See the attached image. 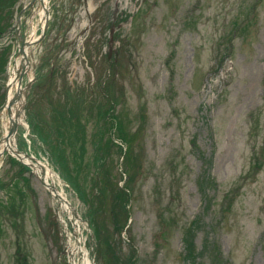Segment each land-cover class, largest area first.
<instances>
[{"label":"rangeland","instance_id":"374dc122","mask_svg":"<svg viewBox=\"0 0 264 264\" xmlns=\"http://www.w3.org/2000/svg\"><path fill=\"white\" fill-rule=\"evenodd\" d=\"M29 1L0 2V140ZM77 1L48 0L13 140L85 222L5 152L0 264H83L78 247L94 264H264V0ZM38 133L65 139L60 157Z\"/></svg>","mask_w":264,"mask_h":264},{"label":"water","instance_id":"95a60500","mask_svg":"<svg viewBox=\"0 0 264 264\" xmlns=\"http://www.w3.org/2000/svg\"><path fill=\"white\" fill-rule=\"evenodd\" d=\"M34 1H35V0H34ZM40 2H41V6L44 7L43 0H40ZM21 12H23V10H22ZM45 14H46V16H48V15H47V14H48V11H47V10H45ZM17 24H18L17 35H18L19 39H20L21 42H22L21 46L19 47V53H21V55H22V57H21V61H22V62L25 61V63L23 62L22 66H21V70H20V71L18 72V74H17L18 82H19V85H20L21 80H22V78H23V76H24V73L27 71V69H29V64H28V63H29V60H28V58H27V53H26V50H25V46H29V45L34 44V43H38L39 40L34 41V42H28V41H26V40L24 39V37L20 34V19H18ZM47 26H48V23H47V19H46L45 27H44V29H43V31H42V33H41V37L44 35V33H45L46 29H47ZM27 86H28V88H29V84H28ZM21 91H22V89L19 87V89L17 90V93H16V94L14 95V97L8 102V105H7V112H8V114H9V116H10V122H11L10 127H9V131H8V135L5 137L7 140H8V138H9L10 136H12V135L16 132V130H17V127H18V124H19L18 116H19V115H23V109H24V108H23V105H22V110L17 111L16 114H15V117H14V118L11 117V106L13 105V103L15 102V100L18 99V98L20 97V93H21ZM13 153H14L18 158L21 157L19 151H17V150H13ZM1 154H2V152L0 151V156H1ZM23 156L30 158L31 160L35 161L38 165H40V167H41V172H40V175H38L40 181H41L45 186H47L52 192L56 193L57 196H59L58 193H57V188L55 187V185L52 184V183H48V182L45 180V178H44V170H43V167H42L41 163H40V162H39L34 156H32V155H30V154H28V153H24ZM73 211H74V210H73ZM74 213L76 214L75 211H74Z\"/></svg>","mask_w":264,"mask_h":264},{"label":"bare ground","instance_id":"6f19581e","mask_svg":"<svg viewBox=\"0 0 264 264\" xmlns=\"http://www.w3.org/2000/svg\"><path fill=\"white\" fill-rule=\"evenodd\" d=\"M40 14L43 15V10L40 9ZM18 65V61H16V64L15 66L11 67L10 69V76H9V81H11V84H10V87L8 89V93H7V98L8 100H10L13 96V90L15 88V84H16V80H15V74H16V67ZM12 117L14 115V110L12 111ZM8 127H9V120L4 124V135H8ZM4 137V136H3ZM14 140H13V137H9L8 140L7 139H4L2 138L0 140V149H11L12 147H14ZM54 172L51 171L49 168H46V177H51V178H54ZM62 198V208L64 210H66L67 212L71 211L72 209V206L70 204V202L67 200V198L64 196L62 190H59V193H58ZM65 200H67L69 203H66ZM78 251L81 253V259H82V263L83 264H91V260L88 256V253L87 251L83 250L82 248L78 247Z\"/></svg>","mask_w":264,"mask_h":264},{"label":"trees","instance_id":"16d2710c","mask_svg":"<svg viewBox=\"0 0 264 264\" xmlns=\"http://www.w3.org/2000/svg\"><path fill=\"white\" fill-rule=\"evenodd\" d=\"M1 1H2V0H0V2H1ZM10 1H11V0H7V2H9L7 5L11 4ZM67 112H68L67 117H69L70 114H71V109L68 108V107H67ZM61 115H62V114H61ZM62 116H63V118H64V115H62ZM38 128H40V127L37 126L36 124H34L33 130H34L35 133L38 132ZM119 130L122 131L120 128H119ZM38 134L41 136L42 140H45V143H47V144L49 145V147L51 148V152H52V154L56 155L57 157H60V156H59V153H60V151H61L60 143H64V142H65V139L61 136L59 139L56 140V141H58V143L55 144V143H52L49 139H47V138L45 139V138L41 135V133H38ZM123 137H124V135H123ZM73 143H75V142H73L72 140H70V144H73ZM83 153H84V152H83ZM199 182H200V183L206 182V177H204V175L201 176V178L199 179ZM96 185H97V187H98V183H97V182H96ZM98 190H99V189H98ZM99 193H101V190H99ZM79 196L81 197V195H79ZM118 197H119V199H120V198H126V197H127V194L125 193L124 189L120 190V192L118 193ZM189 251H191L190 248H189ZM187 252H188V250H187ZM187 257H188L189 259H191V261H193V264H199L198 261H197V258H196V257H198V256H196V255H195V256H193V255H187ZM214 258H215V260H218V257H217L216 255H214ZM200 264H201V263H200Z\"/></svg>","mask_w":264,"mask_h":264}]
</instances>
